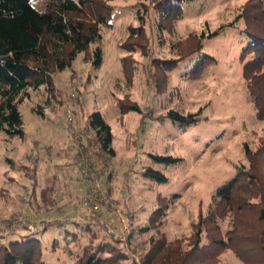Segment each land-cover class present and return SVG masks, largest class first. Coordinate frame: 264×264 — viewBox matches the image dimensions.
Listing matches in <instances>:
<instances>
[{"label":"rangeland","instance_id":"1","mask_svg":"<svg viewBox=\"0 0 264 264\" xmlns=\"http://www.w3.org/2000/svg\"><path fill=\"white\" fill-rule=\"evenodd\" d=\"M248 1L186 0L181 16L161 20L153 0H109L112 25L102 30L101 67L93 66L90 54H78L71 67L55 73V99L43 85L20 103L23 136L0 131V234L39 236L45 264H75L76 252L93 240L111 241L140 261L152 237L188 238L216 189L248 166L246 148L264 142V118L241 60L249 39L238 14ZM138 10L146 16L145 31L128 41L138 43L131 52L123 42L129 27L140 25ZM203 31L201 53L215 60L201 74L191 78L160 64L193 46ZM118 101L140 111L121 113ZM172 108L201 110V119L185 128L173 124L166 117ZM94 110L111 125L114 154L84 127ZM260 165L264 172V159ZM150 167L167 179L151 175ZM101 193L106 202L94 208ZM160 207L164 214L155 213ZM246 216L254 221L257 213ZM231 220L222 221L223 230ZM217 264L245 263L226 249Z\"/></svg>","mask_w":264,"mask_h":264},{"label":"trees","instance_id":"2","mask_svg":"<svg viewBox=\"0 0 264 264\" xmlns=\"http://www.w3.org/2000/svg\"><path fill=\"white\" fill-rule=\"evenodd\" d=\"M40 1L0 0V131L9 135L25 133L19 105L30 96L31 89L45 85L49 99H55V73L71 67L78 54H90L93 66L101 67L102 30L112 25L109 0ZM153 1L161 20H170L182 15L186 0ZM147 11L148 7L144 13ZM140 12H137L140 25H131L123 42V47L131 52L138 43L131 42L130 46L128 41L143 37L145 31L146 16ZM238 16L244 18V32L249 39L241 52L243 75L258 117L264 118V0H249ZM206 36L203 31L193 46L163 59L160 64L172 72L188 73L191 78L201 74L215 60L212 55L201 53ZM185 58L188 61L181 64ZM125 59L122 63L129 77ZM186 67L190 71L182 72ZM118 109L121 113L140 111L137 104L124 105L123 101H118ZM201 113L199 110L183 114L172 108L166 117L185 128L197 124ZM84 127L94 133L101 149L114 154L111 125L101 111L88 114ZM246 156L248 166H240L230 180L216 189L207 212L200 214L188 238L169 241L165 236L158 240L152 237L151 247L140 261L129 257L111 241L93 240L76 252L75 264H217L219 255L226 249L233 250L245 264H264V172L260 165L264 159V142L256 150L247 147ZM156 157L170 162L181 159ZM147 171L160 180L167 179L161 170L150 167ZM157 211L165 212L162 207ZM249 211L257 213L254 221L246 216ZM228 217L232 219L231 225L223 230L222 221ZM84 226L90 230L89 224ZM148 229L149 226L142 228ZM42 246L41 238L35 234L15 238L1 233L0 264H45Z\"/></svg>","mask_w":264,"mask_h":264},{"label":"built area","instance_id":"3","mask_svg":"<svg viewBox=\"0 0 264 264\" xmlns=\"http://www.w3.org/2000/svg\"><path fill=\"white\" fill-rule=\"evenodd\" d=\"M81 173H82L83 176H84V175L86 174V168H83L82 171H81ZM89 195H91V196H89V197H92V194H89ZM98 197H99V199H100L101 201H100L99 199L96 200L97 203H94V204H93V207H94V208H100V207H101V202H102V201H103V202H106V198H107V197L104 196V194L101 193V194H99Z\"/></svg>","mask_w":264,"mask_h":264}]
</instances>
